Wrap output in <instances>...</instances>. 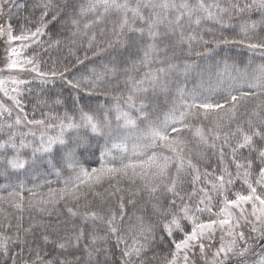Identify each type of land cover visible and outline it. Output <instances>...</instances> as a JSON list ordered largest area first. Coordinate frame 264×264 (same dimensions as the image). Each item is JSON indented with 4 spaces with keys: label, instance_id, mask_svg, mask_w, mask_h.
I'll return each mask as SVG.
<instances>
[{
    "label": "trees",
    "instance_id": "16d2710c",
    "mask_svg": "<svg viewBox=\"0 0 264 264\" xmlns=\"http://www.w3.org/2000/svg\"><path fill=\"white\" fill-rule=\"evenodd\" d=\"M1 2L0 24L10 25L12 36L33 40L23 56L35 71L20 84L17 105L27 122L42 125L45 132L40 141L0 123V264H169L173 242L184 235L176 229L168 235L164 225L171 216L165 213L177 212L182 204L195 207L199 193L189 199L190 194L203 187L211 192L209 181L215 182L225 166L235 175L228 144L242 140L238 129L249 134L251 126L264 129V48L249 47L264 44L260 0H116L130 7L157 5L141 7L143 20L128 12L123 28L124 11L106 12L103 0ZM165 2L176 7H159ZM185 3L188 9L180 7ZM157 17L161 35L153 40L147 28ZM38 28L41 32L33 36ZM204 102L224 108L191 109L184 121L188 127L179 135L169 124L167 135L179 139L176 153L146 138L150 128L164 127L173 110L179 116L185 104ZM124 114L135 124H127ZM197 128L206 140L196 135ZM53 137L57 142L45 151ZM254 141L255 148L264 147V141ZM73 151L78 163L70 167ZM177 154L185 161L179 172ZM256 156L247 148L237 153L239 162ZM166 157L169 166L160 175L156 164ZM12 160L24 167L13 168ZM188 160L199 169V180ZM125 165H135L136 174L128 169V175L110 173L96 182L100 169ZM177 177L183 200L165 188ZM241 183L236 180L233 189L243 191ZM258 194L264 195L259 188ZM91 212L103 219L86 218ZM113 214L123 217L116 234L106 223ZM197 215L201 221L209 218L207 212ZM181 224L184 232L190 230V222ZM141 245L139 257L123 255Z\"/></svg>",
    "mask_w": 264,
    "mask_h": 264
},
{
    "label": "snow or ice",
    "instance_id": "6c2138e0",
    "mask_svg": "<svg viewBox=\"0 0 264 264\" xmlns=\"http://www.w3.org/2000/svg\"><path fill=\"white\" fill-rule=\"evenodd\" d=\"M261 7H264V0H260ZM103 5L105 8V11L107 12L109 8H115L118 10L124 11V19L121 23V28L124 27V25L128 24V17L127 13L131 12L133 15V18H139L141 20L144 19V16L141 14V7H156L157 5L152 4H146L141 5L140 3H137L135 7H130L127 2L120 4L117 3L116 0H111V3H109V0H103ZM3 7V4L0 3V8ZM45 8H47V5H44ZM95 6L91 5L89 7V11H91ZM159 7L162 8H168V7H176L173 4H169L167 2L162 3L159 5ZM181 8L188 9L190 6L188 4H181ZM200 7L203 8V4H200ZM84 10L82 9V12ZM46 14V13H45ZM191 15V12L188 13ZM209 17H211V13H209ZM181 17L178 16L175 24L180 23ZM199 20H196V23L199 24ZM75 23V21H73ZM162 23V21L157 17L155 19H152L148 23V35L150 38L155 40L158 38L161 33H159L156 29L158 25ZM173 23V22H169ZM9 33L11 32V26L9 25L8 29ZM137 31H140L143 33L144 29H138ZM41 32V29H37L36 32L32 33L33 36L39 34ZM13 40H22V39H28L27 36L20 35V36H12ZM154 49V46H150ZM249 47L251 48H264V44H250ZM29 63H32V61H29ZM15 62L12 63L11 67H15ZM160 71H164V69H160ZM43 75V74H41ZM153 79H156V77H153ZM139 83H143V81H140ZM131 99V97L129 98ZM231 102L237 101L236 96L230 97ZM185 111H181L179 116L176 115V111L173 110L169 117L165 120L164 127L161 128H150L148 132V136L146 138H149L151 141V144L155 145L157 141L164 142V146L168 149H170L172 152L176 153V147L173 145L179 143L178 136L176 138L170 139L167 135V132L169 130V124L172 125L171 131L175 132L179 135V133L182 131V129L187 128L188 125L184 122L185 117L190 114L191 109L193 108H201V109H222L224 108L223 104L220 103H200L199 105L193 103V104H185L184 105ZM235 104H233V109H230V111H234ZM126 117V123L129 125H134L135 121L131 118L127 117V114H124ZM86 119L91 124L92 130L94 132L98 131V127L95 123L92 122V117L87 116ZM36 123H43L42 121H37ZM176 125H179L180 127H176ZM251 134L245 133L243 129H238L239 132L242 133V140L237 141L236 145L233 146L231 144H228V140L225 139L224 143L228 144V147L231 149V160L234 162L235 165V175L229 171L228 167L225 166L222 169V172L220 175L215 176L212 180L209 181L211 183V192L207 189V187L199 188L198 190H194L193 193L190 194L189 199L192 195H197V191L199 195L197 196V203L195 207L190 206L189 204H182L177 212H171L168 211L165 213V215L171 216V220L164 225L167 233L169 236L172 235V232L174 229L179 230L183 233L184 238L179 242L175 244V248L177 251H180L182 249L192 250L196 248L197 246L200 248L201 252L204 251L205 240H211L213 239L215 232L219 229L224 232L225 235L228 237H232L227 242H222L217 251L215 252L216 257L228 258L230 255H238L243 256L244 253L247 251V248H244L242 250L238 249V243L237 241H242L244 244H247V240L245 238L244 232L240 231L241 227L244 224H251L253 223L248 219V217L245 215V208L244 205L251 204L252 205V211L251 216L254 217L255 222L261 224L260 228L253 227L252 231H259L262 236H264V195L258 194V188L260 189L261 193H264V147L261 148H255L254 144V137L259 138L260 140L264 141V129L256 126H251ZM196 135H198L202 140H206V137L204 136L203 130L200 128H197ZM227 135V134H226ZM235 135V133L233 134ZM219 138V137H217ZM55 141H49L48 148L44 149L45 151H49L51 149L52 143ZM59 143L64 144V140H59ZM148 145H145L147 147ZM2 147V145H0ZM247 148L249 152H257V156L255 159H252L250 157H244L243 162H239L237 153L240 149ZM221 151V159H223V148L220 149ZM179 162H180V168H178V172L180 169L184 166V158L180 157L179 154H177ZM69 160L71 161L69 163V166L72 167L74 164H77L78 162L74 160V151L69 155ZM153 163H155V157L151 158ZM170 158H165L163 164H156V167L159 169L160 175H165L168 168V160ZM9 163H11L13 168H23L24 162L18 161V160H12ZM188 167L192 168L194 171H196L197 175L195 177L196 180L200 179V173L199 169L196 168L194 164H192L191 160L187 161ZM135 165H125L121 169L111 168V169H100L98 173L95 176L96 182H99L102 175L110 174V173H123L124 175H128V169H132L133 174L135 173ZM81 171L84 175L89 176V178H92V175L88 173L86 169L81 168ZM205 175L210 176L211 173H205ZM236 180H240L241 187L243 191L237 192L233 189V185L235 184ZM178 187V177L176 179H173L170 182V185H165V188L168 192L173 193L175 196L179 197L181 200L184 199V197H180V193L177 191ZM152 192L157 191V189L154 187L151 189ZM247 193V194H244ZM230 196H234V199H230ZM214 198L216 199V203L213 204ZM176 201L172 200L170 202V207H175ZM19 207V205H17ZM213 207L218 208V212H213ZM121 208H123V204H121ZM71 211V209H69ZM207 212L209 214V218L206 221H201L199 219V216L197 213L203 214ZM76 213H73L75 215ZM215 218H212V217ZM91 217L93 220H99L103 219V217H100L95 212H91L86 214V218ZM123 217H117L115 214L111 216L110 219L106 221V223L109 226V232L112 234H116L119 229L117 226L118 220L122 219ZM181 220L190 222V230L188 232H184V228L182 227ZM27 231H31V229H28ZM79 235H83V233H80ZM45 240L48 239L47 236L44 237ZM77 239H79V236H77ZM98 239V237H93V240L95 241ZM145 239H148V237H145ZM223 241V237H221ZM60 248H64L65 244L61 243L59 244ZM143 250V245L140 247H135L130 250H126L123 252V255L128 257L129 260L133 258V256L139 257L141 252ZM91 255V254H90ZM188 257L185 256V260L187 261ZM59 264V262H57ZM170 264H175V261H170ZM215 264H224V259H221L219 261H216Z\"/></svg>",
    "mask_w": 264,
    "mask_h": 264
},
{
    "label": "rangeland",
    "instance_id": "374dc122",
    "mask_svg": "<svg viewBox=\"0 0 264 264\" xmlns=\"http://www.w3.org/2000/svg\"><path fill=\"white\" fill-rule=\"evenodd\" d=\"M0 3H2L1 0ZM1 9L0 14L2 12ZM8 29L7 25L0 24V123L7 127L14 125L18 135H26L25 138H37L41 141L43 140L45 129L42 128V125L31 124L25 120L17 105L16 95L20 84L32 77L31 71H35V67L23 56L24 51L33 40L29 38L13 40L11 38L12 34L11 32L9 33ZM13 62L16 64L15 67H11ZM50 141L57 142L54 137ZM114 148L120 149V146L115 145ZM244 208L246 210L245 215L253 223L244 224L239 229L244 232L247 240V244L237 241L238 251L247 248L242 257L238 255H230L228 258L215 256V252L221 243L232 239V237H228L223 231L218 229L213 239L204 241L205 248L203 252L198 246L192 250L182 249L177 251L176 249L171 261L174 260L175 264H215L216 261L224 259V264L228 262H231V264H264V244L261 245L260 243L264 236L259 231H252L253 227L260 228L261 224L255 222L254 217L251 216V204L244 205ZM221 237H223V241ZM185 256L188 257L187 261Z\"/></svg>",
    "mask_w": 264,
    "mask_h": 264
},
{
    "label": "bare ground",
    "instance_id": "6f19581e",
    "mask_svg": "<svg viewBox=\"0 0 264 264\" xmlns=\"http://www.w3.org/2000/svg\"><path fill=\"white\" fill-rule=\"evenodd\" d=\"M190 172V171H189Z\"/></svg>",
    "mask_w": 264,
    "mask_h": 264
}]
</instances>
